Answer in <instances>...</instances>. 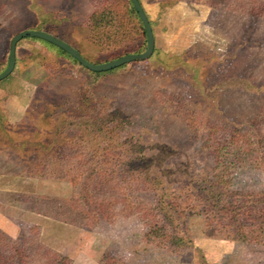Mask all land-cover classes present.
<instances>
[{"label":"rangeland","instance_id":"rangeland-1","mask_svg":"<svg viewBox=\"0 0 264 264\" xmlns=\"http://www.w3.org/2000/svg\"><path fill=\"white\" fill-rule=\"evenodd\" d=\"M100 1L0 0V69L26 29L103 63L86 26ZM103 1L131 21L125 0ZM139 2L162 54L151 60L95 75L19 42L0 82V264H264V220L245 215L264 206V0ZM96 119L93 143L69 141ZM85 191L106 215L89 205L94 219L64 223V201ZM122 200L151 211L155 235Z\"/></svg>","mask_w":264,"mask_h":264},{"label":"trees","instance_id":"trees-1","mask_svg":"<svg viewBox=\"0 0 264 264\" xmlns=\"http://www.w3.org/2000/svg\"><path fill=\"white\" fill-rule=\"evenodd\" d=\"M125 1L127 2L128 7H129L130 11L132 12V15H133V17H131L132 22L128 18L121 21L119 18H116L114 15H112V13L109 12L110 10L106 6V3L103 0L98 2L96 5H94V9L92 10L91 14H89L87 19H86V26H87V29L89 31V36H88L89 41L91 43H93L94 45H96L97 48H99L102 52H105L107 54V58L103 61V63L116 60L118 58H121V57L129 55V54H139L145 50L146 39H145L143 27H142L137 15H136L135 11L133 10V7H132L130 1L129 0H125ZM138 2H139V0H138ZM139 4H140V2H139ZM145 16H146V14H145ZM146 18H147L148 23L150 24L151 29H153L154 24L153 25L151 24V22L149 21L147 16H146ZM132 19H134V20H132ZM26 30H33V29H26ZM36 31H39V30H36ZM43 32L48 33L46 31H43ZM48 34H50V33H48ZM28 39L38 41V42L43 43L45 45L51 46L52 48L56 49L61 55H64L68 60H70L72 62V64L76 65L78 68H80L82 70L87 71L85 68L81 67L69 55H67L66 53H64L60 49L56 48L55 46L48 44L44 41H41L39 39H35V38H28ZM20 41H18L17 44L15 45V62H14L13 69H15V67H16L17 49H18ZM76 51L80 55L79 51L78 50H76ZM7 53H8V49H7ZM7 53H6V57H5L4 66L2 67V69H0V72L5 68L6 61H7ZM155 54L162 56V54L159 51L154 50V48H153L152 54L148 58V60H151V58ZM133 63L122 65L116 69L123 68V67L131 65ZM91 64H95V63H91ZM96 64H101V63H96ZM113 70H111V71H113ZM111 71L101 72V73H93V72H91V73L95 74V75H100V74H105V73H108ZM12 72H13V70H12ZM68 117H70V119H72L74 124H76L77 126H79V122H78L79 120L85 119V122H87V123L89 120L85 115L78 114L76 116V115H73L71 112L68 114ZM98 121H99V119L94 120V122H96V124L95 125L92 124V125L94 126L93 129H95V131L92 130L89 132V134H86V135H88V137L86 135L80 136L79 138L72 136V137H70L69 141L74 140L76 146H78L79 144H80L79 145L80 147L89 146L91 143H93V141L95 139L98 138L97 136H94L95 133L100 132V130L98 128H99L100 124H102V123H99ZM7 127H8V124L3 119V117L0 115V132L5 131V129ZM9 131H11V130L9 129L8 131L5 132V134L8 135ZM105 149H108V147H106ZM79 155H81V154H79ZM70 183L72 184L73 188L77 187L75 179L70 180ZM74 195L76 196V198H70L67 202L64 201L65 204H63V201H62V204H63L62 208H61V209H63L62 213L66 215V216L61 215V217L65 218V221H63L64 223L75 224L76 222H74V221H76V218L78 215H80L82 217L94 215L92 217L94 219V217H95L94 210H90L89 205L96 207L97 209L101 210V214L106 215V213H105L106 209H104L105 203L103 201H100V202L93 201L92 202L91 199H89V194L87 191H85L82 195H80V194L78 195L77 193ZM47 201H49V200H47ZM121 202H122V204H121L122 209L121 210L123 213H126L125 215L134 214L138 218H140L141 220H144V219H145V221L150 220L152 229L149 230L150 231L149 235H155L154 231H155L156 225L153 222L154 218L152 217V215H150L151 214L150 210H142L141 211L139 208H137L135 210V208L130 206L126 200H122ZM81 204L83 205V207H81ZM247 211L249 213L254 212L255 219H259L262 221L264 220V206L260 205L259 201H255V205L249 206L247 208L245 215H247V217H248L249 213ZM141 212H143V216H141ZM145 212H147V213H145ZM144 213H145V215H144ZM236 216H237V214H234L233 217H236ZM47 217L52 218L53 216L47 215ZM66 219H69V220H66Z\"/></svg>","mask_w":264,"mask_h":264},{"label":"water","instance_id":"water-1","mask_svg":"<svg viewBox=\"0 0 264 264\" xmlns=\"http://www.w3.org/2000/svg\"><path fill=\"white\" fill-rule=\"evenodd\" d=\"M133 10L135 11L145 34L146 39V47L142 53L139 54H129L118 58L113 61L101 63V64H91L84 60L76 50L66 45L64 42L56 39L55 37L51 36L48 33L43 31H36V30H23L10 38L9 45H8V53H7V61L5 68L0 72V81L5 79L9 76L13 70L14 62H15V45L18 41L25 39V38H35L41 41H44L48 44L55 46L56 48L60 49L67 55H69L72 59H74L81 67L85 68L86 70L93 72V73H101L111 71L115 68H118L122 65L133 63L136 61H144L147 60L153 51V31L150 27V24L147 21V18L138 2V0H129Z\"/></svg>","mask_w":264,"mask_h":264},{"label":"crops","instance_id":"crops-1","mask_svg":"<svg viewBox=\"0 0 264 264\" xmlns=\"http://www.w3.org/2000/svg\"><path fill=\"white\" fill-rule=\"evenodd\" d=\"M141 5V4H140ZM194 8H196V6H194ZM194 11H192V12H187V13H189V15H190V17L192 18V19H196L197 21H198V25L201 23H203V21L200 19V17H198V15H196L197 13L196 12H194ZM154 29V28H153ZM152 29V31H153V39H154V44H153V48H154V50H157V48H156V46H155V32H154V30ZM160 53H161V51L160 50H158ZM11 75V74H10ZM9 75V76H10ZM9 76H7V77H9ZM6 77V78H7ZM5 78V79H6ZM4 80V79H3ZM1 82V81H0ZM4 97L3 96H0V104L2 103V102H4ZM3 108H4V106H3ZM3 108L2 107H0V115L2 116V117H4V111H3ZM24 108H25V106L23 107V111H24ZM23 111H17V112H19L18 114H16V117L14 118V121H13V123L11 124V125H13V126H15V125H17L20 121H21V119L23 118L22 116H21V114H23ZM4 119V118H3ZM7 123V122H6ZM12 126V127H13ZM11 127V128H12ZM11 130V129H10ZM15 133V131H9L8 132V135H12L13 136V134ZM17 133V132H16ZM18 134V133H17ZM14 137V136H13Z\"/></svg>","mask_w":264,"mask_h":264}]
</instances>
